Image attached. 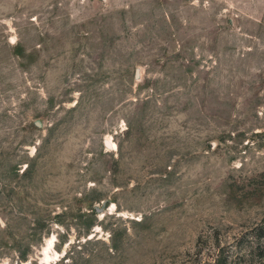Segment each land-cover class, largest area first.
Wrapping results in <instances>:
<instances>
[{
	"label": "rangeland",
	"instance_id": "374dc122",
	"mask_svg": "<svg viewBox=\"0 0 264 264\" xmlns=\"http://www.w3.org/2000/svg\"><path fill=\"white\" fill-rule=\"evenodd\" d=\"M0 264H264V0H0Z\"/></svg>",
	"mask_w": 264,
	"mask_h": 264
}]
</instances>
